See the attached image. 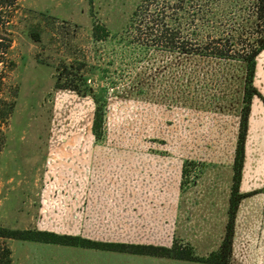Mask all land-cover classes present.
I'll return each instance as SVG.
<instances>
[{
  "label": "rangeland",
  "instance_id": "obj_1",
  "mask_svg": "<svg viewBox=\"0 0 264 264\" xmlns=\"http://www.w3.org/2000/svg\"><path fill=\"white\" fill-rule=\"evenodd\" d=\"M172 2L17 0L6 33L0 28L1 36L9 38L6 62H0L4 82L0 94L17 88L0 152L1 226L36 229L33 225L47 213L46 208L56 213L70 203L67 208L75 213V184H122L121 193L130 191L133 202L146 196L144 206L137 201L133 205L138 213L141 208L148 214L156 209L170 216L179 184L178 212L183 215L171 242L193 248L196 242L194 251L199 255L217 248L225 230V195L229 198L232 182L228 160L236 116L235 106L219 109L222 105L214 102L216 97L226 102L238 95L239 80L222 79L223 66L215 61L156 50L150 34L164 20L163 14H179L170 7ZM197 8L204 12L209 3L194 0L185 8L181 35L187 45L197 43L193 30L207 41L233 31L231 13L207 11L198 27L200 19L191 17ZM3 10L0 6V16ZM93 25L101 26L106 37L95 38ZM60 62L72 67L81 63L89 85L107 89L100 102L97 137L91 130L96 105L91 96L54 85ZM260 89L255 128L247 142L248 153L255 155L250 183L254 177L264 178V172L258 173L264 168V85ZM126 184H131L128 191ZM257 190L255 219L239 222L244 228L239 230L230 264H264V185ZM0 242L10 249L11 264H65L93 255L101 262L121 260L77 246L2 238ZM136 260L204 264L151 256Z\"/></svg>",
  "mask_w": 264,
  "mask_h": 264
},
{
  "label": "trees",
  "instance_id": "obj_2",
  "mask_svg": "<svg viewBox=\"0 0 264 264\" xmlns=\"http://www.w3.org/2000/svg\"><path fill=\"white\" fill-rule=\"evenodd\" d=\"M2 1L0 6L4 7L3 11L5 13L0 16V28L4 27V32L6 33V28L10 22L9 12L16 6L17 0ZM192 1L194 0H173L169 5L179 14L173 16L171 14H163L164 20L162 19L163 21L160 24H155L157 28H152L154 30L150 34V41L152 45H155L156 50L162 53H168L169 55H175L177 57H194L198 60L215 61L223 66V70L221 69L223 73L220 75V77L224 75L221 77L222 79L230 80L235 78L239 80V87H235V92H238V95L226 98L229 99L226 102L222 98L216 97V102H214L216 105H222L219 109H222L223 106V109L234 106V109L238 108V126L232 160L233 174L228 198L227 221L217 248L204 255H199L191 245L188 243L182 244L178 241H173L169 247L151 244L103 242L76 235L58 234L47 230L18 229L1 225L0 238L154 255L206 264L231 263L235 218L238 205L244 197L259 191L241 192L239 190V183L243 166L244 142L250 103L254 95H260L254 86L253 78L257 57L264 50V0H205V3H209L208 10L204 8L203 12L202 9L197 8V10L191 12L193 21L200 19L198 22L199 25L197 24L198 27H202L203 21L200 22L201 19H206L207 15H209L206 14L208 13L207 11L212 13V15L231 13L233 16V24L231 25L233 31L218 33L217 37L213 38V40L207 41L206 38L204 39L199 36L200 33L196 32L197 30H193V38L197 43L187 45L181 35L184 29L182 24L183 19L186 20L185 8ZM197 4L200 5V2ZM213 7H215V10H213ZM136 14L137 11L135 9L131 16L132 22L134 18L136 19L134 17ZM204 14H206V17H204ZM166 18H169V20H166ZM153 19L156 18L154 17ZM91 34L97 39H103L107 35V33L102 32L101 26L96 25H93ZM139 41V38H137V42ZM0 47V62L3 64L7 59L6 50L9 47V38L6 35L1 36V33ZM233 71L235 72L233 73ZM88 79V74L83 70L81 63L72 67L71 64L60 62L56 66L55 87L67 88L80 95H90L96 104L91 130L92 134L97 137L100 127V112L102 109L100 102L107 93V89L102 87L95 90V88L89 85ZM0 83L4 84L1 77ZM9 89V94H0V152L5 145V127L14 109L17 95L16 87L12 86ZM182 171L183 175L187 173L184 167ZM3 244V242H0V264H11L10 249Z\"/></svg>",
  "mask_w": 264,
  "mask_h": 264
},
{
  "label": "crops",
  "instance_id": "obj_3",
  "mask_svg": "<svg viewBox=\"0 0 264 264\" xmlns=\"http://www.w3.org/2000/svg\"><path fill=\"white\" fill-rule=\"evenodd\" d=\"M259 54L256 61L255 75L253 78V83L259 93L261 92V75L264 74V58H262V53ZM260 106V102L256 95L251 99L249 114L247 119V130L244 142V156H243V166L241 171V179L239 183V190L241 192H251L261 188L264 185V178L262 180L252 179V183L248 178L250 175L255 173V155H250L247 151V142L249 140V132L252 128H255V110ZM257 108V109H256ZM236 124L233 137V145L230 158L228 160L230 169V178L232 179V160L233 152L236 141L237 126H238V108L235 109ZM261 169V168H260ZM258 170V173L264 172ZM246 178V181H245ZM231 184V182H230ZM250 184H253L251 186ZM122 184H75L74 189L76 191V202L75 213L71 211L70 208L61 207L56 213L52 212V209L46 208L47 213L44 214L39 219V222L34 223V227L39 230L56 231L61 234L67 235H78L85 238H90L99 241L115 242V243H130V244H151V245H171V235L175 228H177V223L181 220L182 213L178 212L180 204L179 196V184H177V192L175 198V204L172 206L173 214L166 216L160 210L153 209L152 214H148L145 211L138 213L137 208L134 210L133 205L137 204V200L133 202L132 196L128 188H131V184L127 185V195L126 192L121 193ZM148 186V184H143ZM258 192V191H257ZM159 200L162 199L161 196ZM155 197V200H158ZM144 200L146 196L139 199L138 204L140 207L144 206ZM137 201V202H136ZM225 206H224V224L225 229L227 221V208H228V196L227 192L225 195ZM73 204V201H71ZM156 205H160V202H155ZM255 219V192L244 197L239 205L236 212L235 218V231L233 246H235L236 239L240 234V229L243 230L244 225L239 227V222H251ZM250 225V224H249ZM223 235H220V239ZM170 236V237H168ZM168 237V238H167ZM170 238V240H168ZM219 239V243H220ZM192 243V242H191ZM193 242L195 250L197 251V244ZM80 247V246H77ZM86 248V247H82ZM92 250L93 254L101 253L111 257H118L121 260L119 262L108 263L101 262L102 260H96V255L92 257L86 256L78 262L74 260L66 262L65 264H140L136 257L151 256L155 258H165L154 255H144V254H133L128 252H119L111 250H101L95 248H87ZM209 250L205 251L208 252ZM113 255V256H112ZM128 255V256H127ZM134 255V257H133ZM127 257H131L128 261ZM133 257V258H132ZM124 258V259H123ZM123 259V260H122ZM169 260H182L167 258ZM112 260V259H111ZM189 261V260H183ZM205 264V263H204Z\"/></svg>",
  "mask_w": 264,
  "mask_h": 264
}]
</instances>
